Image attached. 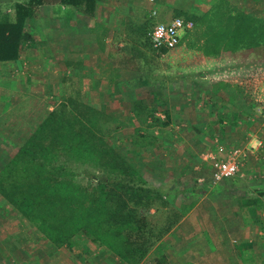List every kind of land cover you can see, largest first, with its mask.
Returning a JSON list of instances; mask_svg holds the SVG:
<instances>
[{
    "label": "rangeland",
    "instance_id": "rangeland-1",
    "mask_svg": "<svg viewBox=\"0 0 264 264\" xmlns=\"http://www.w3.org/2000/svg\"><path fill=\"white\" fill-rule=\"evenodd\" d=\"M106 1L116 5L118 3L120 6L128 0ZM139 1L148 3L147 0ZM160 1L150 2L153 4ZM232 1H236L242 9H251L250 5L253 1L254 14L263 13L264 16V0ZM12 2L11 0H0V4ZM195 2L199 3L197 0ZM59 8L58 4L39 7L27 23V29L32 32L33 41L26 42L28 45L24 47L21 63L12 65V67H8L6 63H0V80L5 81L8 78L9 75L5 72L7 68L11 71L21 68L23 72L28 73V76L30 75L31 81H26V75L22 77L21 73V76L14 74L17 80L11 83L12 88L9 89L4 84H0V96L7 94L11 101L8 112H4L7 121L0 119V168L12 154L13 149H16L14 143H22L26 139L27 134L30 133L29 128L31 129L36 121L52 110L50 106L54 108L67 96L77 93L84 100V93L91 91L78 92L75 86L80 83H72L69 74H65V83L60 87L57 80L59 76L54 75L53 64H55L54 61L59 60V57L54 52L53 20ZM150 9L149 6L145 8V11L140 10L141 12L136 9L131 10L134 22L132 27L142 25L146 19L154 20L156 23L168 21L175 16L168 13L166 16L168 19H160V12H158L155 18L151 16ZM124 13L116 12L121 22L125 19ZM62 14H65V11L62 10ZM116 15L115 19H117ZM150 20L149 27L154 26ZM204 29L203 25H198L187 30L176 48L163 53L154 51L149 44L140 41L144 59H146L144 67H141L144 70L155 68L156 73L153 75L155 78L150 80L145 72L124 75V81L131 82L128 84L130 87L127 89L129 90L124 94L121 91H113L112 96H107L110 111L118 119L122 114L132 117V102L137 99L136 97H143L149 105H155V99L163 100L166 97L167 100V97L173 95V99L177 101L181 99V94L186 98L190 94L189 90L185 92V95L182 91L184 85H181L183 81L180 80L181 74L187 75L186 81L190 83L188 85L190 86L195 81L193 78L197 83H201L200 75L209 72L210 75L205 82L208 84L207 88L215 89L216 81H222V79L243 86L247 101L254 102L252 105L258 115V122L239 123L238 131L228 133V137L225 138L218 135L217 130L213 132L214 127H211L210 133H207L208 136L204 139L202 137L191 139V134L186 133L182 142H175L174 138H169L170 136L167 135L163 139L164 142L151 148L158 149L157 151L146 150L147 153L140 154L138 162L140 166H143V175L151 184L166 190V199L170 204L157 213L155 221L162 222L167 215H181L173 229L156 244L140 264H158L157 258L161 254L168 257V264L185 262L191 264H264V54L251 55L244 50L236 55L226 50L215 53L211 50L212 44L203 36ZM136 33L139 36V33ZM190 49L194 52L189 51ZM186 51L191 52L188 54L189 58L184 56ZM114 53L115 50L111 52V54ZM217 54L222 57H216ZM210 57L218 59L212 61ZM221 76L223 78H219ZM140 83H145L147 86ZM149 83L151 85H148ZM24 87L27 89L25 90ZM196 87L198 88L197 85ZM91 92H96L93 99L97 103L94 102V106L100 107L99 90L95 89ZM200 97L203 98V95ZM207 102L202 99L199 102L201 104L198 107L192 106V109L187 108L188 104L184 105L185 108L175 104L172 105L171 110L173 114H179L181 109L185 119L192 120L197 115L205 117L211 121H205V125L214 126L212 119L218 112L213 114ZM0 105V111H3V104ZM170 107L166 104L160 105L156 115L167 121L169 119L166 116L167 109ZM136 122L138 124V121ZM187 124L185 121L182 122V125ZM19 129L21 132L18 131ZM227 129L232 130L230 127ZM15 132L16 135H14ZM128 139V137L118 138L114 144L119 150L126 151L129 146ZM212 149L220 150L213 151ZM235 149L240 151L238 156L234 155L239 163L238 173L232 178L215 181L211 173V157L228 159ZM241 184L243 186H240ZM248 200L256 202L247 204ZM244 224H249L246 233L242 228ZM11 235L13 238L20 237V235L24 237L23 241L20 238L22 242L12 245L16 248L14 250L16 256L13 258H17L18 261L29 256L30 252L31 261L38 260L41 264H69L71 261H73L72 264H125L117 255L104 252L88 238L84 240L87 242L82 244L81 254L76 257L69 256L62 248H57L47 241L34 225L22 219L14 207L0 195V243L4 237ZM19 245H21L20 248H18ZM26 247L30 250L23 249ZM2 257L0 253V264H5ZM8 264L20 263L9 262ZM31 264L35 263L31 262Z\"/></svg>",
    "mask_w": 264,
    "mask_h": 264
},
{
    "label": "trees",
    "instance_id": "trees-1",
    "mask_svg": "<svg viewBox=\"0 0 264 264\" xmlns=\"http://www.w3.org/2000/svg\"><path fill=\"white\" fill-rule=\"evenodd\" d=\"M11 1L0 4L2 62L18 60L28 45L26 42L33 41L27 23L42 5L79 9L88 16L93 15L97 6V0ZM195 1L177 0L174 17L192 20L195 26L203 25V36L212 44L213 52L226 50L236 55L244 50L251 55L264 54L263 16L247 12L230 0H197L210 4L204 14H199L191 10ZM149 29L145 21L135 31L140 41L156 51ZM128 33L131 39L126 44L130 50H115L110 53V61L116 69L138 67L142 71L146 59L142 60V50L136 48ZM165 51L168 50L160 52ZM144 71L150 80L155 78V68ZM155 103L149 105L145 99H135L133 115L123 125L115 114L107 112L104 106L87 103L79 93L67 96L48 111L22 143H14L16 149L0 168V195L22 219L69 256L81 254L82 244L88 238L104 252L117 255L123 263L140 264L181 217L167 215L162 222L155 221L157 213L170 205L169 200L166 190L145 178L143 166L138 162L145 149L158 146L168 135L170 109L166 110L169 119L164 121L156 111L165 101L155 99ZM122 127L133 129L126 136L129 138L126 151L114 144L118 138L126 139L120 133ZM169 138L183 141L181 137ZM20 238L24 240L21 235L7 236L1 243L17 244L22 242ZM11 250L9 247L8 251ZM8 251L0 248L4 256ZM167 260L161 254L157 263L168 264Z\"/></svg>",
    "mask_w": 264,
    "mask_h": 264
},
{
    "label": "crops",
    "instance_id": "crops-1",
    "mask_svg": "<svg viewBox=\"0 0 264 264\" xmlns=\"http://www.w3.org/2000/svg\"><path fill=\"white\" fill-rule=\"evenodd\" d=\"M147 1L148 3H142L139 0H128L119 6L118 3L116 5L112 2L109 3L106 0H97V6L92 16H88L84 12L78 9L68 10L67 7L60 5V8L53 20V23H54V28H53L54 34L53 35H54V42H55L54 52L57 53L59 57V60L54 61L55 64L53 65L55 68L54 75L59 76L57 78L59 86L61 87V85L65 83V74H69L72 83L74 84L80 83V85L75 86L76 87L75 89L79 90L78 92L82 93V91L84 92V90H91V91L95 89L99 90L98 96H99L100 107L104 106L107 109L106 110L107 112H111L110 111L111 109H109L108 107L109 101L107 99V96H112L113 94L112 92L115 91L117 87H118L117 91H121V93L123 92V94L125 93V91L129 90L127 88L130 87L128 84H130L131 82L129 81L125 82L124 75L132 74V73L134 74L138 72H143V73L145 72L143 68H141L142 71H139L137 69L138 67L116 69L110 61V53L113 50H119V49L130 50L129 45L126 44V41H130L131 39L127 35L128 32L130 33L128 34L133 37L135 43L137 44L136 48L143 50L141 46V42L139 40L140 37L136 33L135 28L130 26L133 22L132 11L134 9L138 11L140 10L145 11V8L150 6L151 14H152V11L155 9L157 10V14L158 12H160V19H168L166 18L167 14L168 13L174 14L173 6L177 2V0H161L158 3L154 2L155 4L154 3L152 4L151 2L153 1L151 0H150L151 2L149 0ZM207 1H204V2L199 1V3H201L202 5L199 3L197 4L196 2L193 3L191 10L199 14H204L210 7V4ZM231 2H233V4H235L236 6H238L236 1L231 0ZM152 5L154 6L152 7ZM253 6H254V2L252 1L250 5L252 10L250 8H246V9L244 8V10L254 14ZM62 10L65 11V14H62ZM125 11H127V13H124ZM116 12L118 13L123 12L125 15L126 21L125 19H123L124 20L123 22L118 20ZM115 15L117 19L114 18ZM255 15L259 16V14H255ZM261 16H263V13L261 14ZM149 20L146 19L148 23H149ZM150 22H153V25L155 24L154 20L153 21L150 20ZM152 27L153 26L149 27L150 28L149 30H151ZM185 32L182 33V37L185 34ZM23 51H24V48L18 60L10 61V62L0 61V63H6L8 67L9 66L12 67V65L14 66V65H17L18 63H21L23 59ZM189 51H192V50L190 49ZM127 52L129 53V51ZM189 53L191 54V52L186 51L184 53V56L188 57ZM140 56L142 60H145L143 54H141ZM216 57L221 58L222 55L217 54ZM217 59H213L212 57H210V60L212 61H217ZM21 70H22L21 68L20 69L15 68L11 71L7 68L5 72L9 76L5 81L0 80V84L2 85L4 84L9 89L12 88L13 85L11 83L16 81L17 76H21V73H22V77L26 75L25 77L26 81L31 82L30 75L28 76V73L23 72V70L22 71ZM111 73L113 74L112 76H111ZM14 74H16L17 76L15 77ZM209 75H210L209 72L202 73L200 75V79L202 81L201 83H197L196 79L193 78L195 80L194 83H191V85L188 86L190 83L186 81L187 75L182 73L180 76L181 77L180 80H183L181 85H184V87L182 88V91L184 92V95H185V92L187 93V91L189 90L188 92L190 95L187 94L188 96L184 98L183 94H181L180 95L181 99H179L180 101L173 99L174 95L171 97H167L168 98L167 100H166V97L165 99H163L166 105L171 106L169 108L171 112V118L169 119L170 123L169 125H167L168 135L170 137L184 138L186 136V133H190L191 139H194V138L201 139V137L202 139H204L205 137L208 136L207 133H210L211 127H214L213 132L217 130L218 132L217 134L221 135L222 138H225V137H228L227 135L228 133L230 134V133H234L235 131H238V129L240 128L239 123L247 122V123L254 124L255 122H258L257 120L258 115H256V112L254 111V105H252L254 102L253 101L250 102L249 100L247 101L244 95V92H243V86L241 84L228 82L227 79H222V81L220 79H217L220 81H216L217 83L214 85L216 86V88L213 89L212 87V89H210V88H207L208 84L205 83L207 82L208 80L207 78L209 77ZM219 78H223V77L221 76ZM185 81L187 83H185ZM140 84H143V83H140ZM143 85L147 86L145 83ZM148 85H151V83H149ZM196 85L198 86V88L196 87ZM137 86L135 87L136 89H137ZM24 88L25 90L27 89V87H24ZM172 88H176V87H172ZM91 91L84 93L85 95L84 100L87 103L94 106V104L97 103L93 99V97L96 96V92L93 93ZM202 95H203V98L200 97ZM136 98L139 99V97H136ZM141 99H144V98L141 97ZM202 99L208 101L207 102L208 107L212 109L213 114L215 112H218L216 117L212 119L213 120L212 122H214V126L213 125L209 126L208 124L206 126L204 122L205 121L211 122V121H209L205 117L203 118L197 115L193 117L192 120L190 118L185 119V116L182 115L181 109H180V113L178 112L179 114L177 113L173 114L174 112L171 110L172 105H175V104L181 105V108L183 107L185 108L184 105H187V104L189 105L187 106V108L190 107V109H192V106L198 107L201 104L199 102ZM119 100L123 102L122 99H119ZM172 100H175V101L173 102ZM182 100L183 101L185 100V101L183 102ZM0 104H3V111H0L1 113L0 119L4 121L5 119L4 115L6 116L4 112L5 113L8 112L7 110L8 106H10L11 104V101L9 100V95L7 94L1 95ZM119 105L121 106V103ZM50 109H53V107L50 106ZM120 112L122 113V111ZM46 114L42 118H40L39 121H36L35 124L32 125L31 129L29 128L30 133L27 134V137L34 131V129L38 126V124L45 118ZM172 114H173V117H172ZM119 116H120L119 120L121 121L123 125L126 122H129L131 118V115L127 117L126 114L124 115L122 114ZM5 121H7V119H5ZM184 121L188 124L182 125V122ZM30 125H31V122H30ZM227 127H230L234 131L227 129ZM129 128L130 127H122L121 134L123 135V137L129 136V134L132 132L133 129H129ZM20 130L21 129H19L18 131ZM156 133L158 132L156 131ZM14 135H16V132L14 133ZM211 135L213 134L211 133ZM146 150L147 151L148 150L157 151L158 149L149 148V149H145L143 152L147 153ZM217 150H220V149H214L213 151H217ZM240 186H243V185L241 184ZM243 220H245V218H243ZM244 225L245 226L242 228L244 229L246 233L247 225L249 224H244ZM12 245L14 244L9 243L8 245H6L3 243H0V248L5 249L6 251H8L9 247L12 248V250L8 251L5 256L2 252H0L1 255L3 256L2 261H5L4 262L5 264H8L9 262H19L20 264H31V262H33L35 264H41L40 261L38 260L31 261L32 258H30V252H29V256H26V258H22L21 261H18L17 258H13V256H16V254L14 253L15 252L14 250L16 248L13 247ZM20 247L21 245H19L18 248ZM23 249L30 250L29 247L28 248L26 247V249L25 248ZM72 263L73 261H71L69 264H72Z\"/></svg>",
    "mask_w": 264,
    "mask_h": 264
},
{
    "label": "built area",
    "instance_id": "built-area-1",
    "mask_svg": "<svg viewBox=\"0 0 264 264\" xmlns=\"http://www.w3.org/2000/svg\"><path fill=\"white\" fill-rule=\"evenodd\" d=\"M152 15H157V10L154 9ZM194 26V21L185 20L183 17H174L168 21L156 22L149 32L153 48L157 52H160L162 49H174L180 44L182 33L192 29ZM239 152V149H235L231 153L232 156L228 159L211 157V173L215 181L232 178L238 173L239 163L236 161L235 156H238Z\"/></svg>",
    "mask_w": 264,
    "mask_h": 264
}]
</instances>
